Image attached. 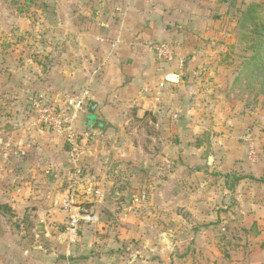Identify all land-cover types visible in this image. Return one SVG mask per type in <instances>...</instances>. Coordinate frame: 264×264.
Masks as SVG:
<instances>
[{"label": "crops", "instance_id": "1", "mask_svg": "<svg viewBox=\"0 0 264 264\" xmlns=\"http://www.w3.org/2000/svg\"><path fill=\"white\" fill-rule=\"evenodd\" d=\"M49 12L53 27L62 34L59 44L73 55L76 67L64 71L58 86L43 82L41 88L60 91L50 95L57 100L83 90H89L91 98L77 122L83 139L78 141L75 164L62 137L36 128L30 107H22L19 101L0 107L4 112L0 115V264H127L113 252L112 239L97 233L109 224L102 210L111 204L126 208L129 205L123 200L130 193L143 192L149 193L143 204L160 208L156 202L163 182L158 180L156 163L166 154L126 150L129 139L119 141L109 132L137 118L144 131L142 140L160 146L161 129L173 124L163 120L168 109L173 111L171 102H166L191 90L188 67L216 62L215 58H187L195 51L190 48L192 41L210 33L209 25L197 0H55ZM163 42L176 48L174 61L157 59L153 46ZM219 76L207 72L200 79L212 83ZM203 88L191 93L206 96L215 87L204 84ZM92 103L96 104L93 116ZM179 108L188 111L187 102ZM101 114L110 122L103 139L94 136L97 124L104 128ZM104 143L108 147L101 146ZM77 168L82 170L78 201L87 206L95 202L96 220L82 222L78 242L70 246L62 203L69 194L71 172ZM167 177L171 179L172 173ZM94 191L105 192V199ZM23 240L32 243L23 247ZM141 259L138 264H156Z\"/></svg>", "mask_w": 264, "mask_h": 264}, {"label": "rangeland", "instance_id": "2", "mask_svg": "<svg viewBox=\"0 0 264 264\" xmlns=\"http://www.w3.org/2000/svg\"><path fill=\"white\" fill-rule=\"evenodd\" d=\"M260 1L197 0L210 33L192 41L190 48L195 51L187 58H215L217 63L188 67L191 90L166 102H171L173 111L168 109L163 120L173 124L161 129L160 146L142 140L144 131L137 118L109 132L110 122L99 115L104 128L97 124L94 136L103 139L109 132L119 141L129 139L126 150L166 154L165 160L156 163L158 180L163 182L162 196L156 202L160 208L143 204L149 195L143 192L130 193L123 200L129 205L126 208L111 204L113 207L102 210L109 224L97 233L102 239H112L113 252L127 264H138L141 257L156 264H264V94L247 88L248 79L239 74L232 47L237 45L241 14ZM54 5L55 0H0V107L15 101L30 107L34 96L46 92L53 99L60 91L45 90L42 83L56 87L64 71L76 67L73 55L59 44L62 34L53 27L55 20L49 12ZM224 59L228 63L222 65ZM207 72L220 76L212 83L201 81ZM204 84L215 88L206 96L191 93L204 90ZM183 102L188 111L180 110ZM32 119L36 128L45 129L33 114ZM92 137H88L90 141ZM77 170L80 174L74 181ZM74 172L70 183L79 190L82 170ZM237 177L246 178L232 190L229 186ZM97 192L92 193L105 199V192ZM132 201H136L134 206ZM78 205L86 213L96 214L95 202ZM140 233L142 239L137 238ZM20 243L27 247L32 242Z\"/></svg>", "mask_w": 264, "mask_h": 264}, {"label": "built area", "instance_id": "3", "mask_svg": "<svg viewBox=\"0 0 264 264\" xmlns=\"http://www.w3.org/2000/svg\"><path fill=\"white\" fill-rule=\"evenodd\" d=\"M153 50L157 59L162 62H172L177 57L176 49L165 42L155 44ZM146 91L151 92V89L147 88ZM90 98V91L83 90L78 94L68 96L63 101L50 99L46 94H39L34 96L30 102V109L37 123L47 128L56 136L62 137L69 144L73 163L75 162V155L78 150V140L83 136L77 122L80 114L86 110ZM173 120H176V116H173ZM79 174V170L74 172V181L79 177ZM75 193L76 186L70 184L69 194L62 203V208L68 218L67 243L70 246L78 242L81 223L86 222L90 224L96 220L94 213H86L78 205L79 202ZM67 256H70V254L68 253ZM67 264H71V262L68 261Z\"/></svg>", "mask_w": 264, "mask_h": 264}, {"label": "trees", "instance_id": "4", "mask_svg": "<svg viewBox=\"0 0 264 264\" xmlns=\"http://www.w3.org/2000/svg\"><path fill=\"white\" fill-rule=\"evenodd\" d=\"M26 1L34 3L37 0ZM238 35L237 45L232 47L238 61L239 74L247 77V88L253 89V92L257 91L256 94H264V0L251 4L248 10L241 14L238 20ZM231 56L232 53L228 58ZM223 62L228 63L225 59L222 65ZM245 178H234L230 189L233 190L239 181Z\"/></svg>", "mask_w": 264, "mask_h": 264}, {"label": "water", "instance_id": "5", "mask_svg": "<svg viewBox=\"0 0 264 264\" xmlns=\"http://www.w3.org/2000/svg\"><path fill=\"white\" fill-rule=\"evenodd\" d=\"M95 107H96V104L92 103L91 106H90V110H89V113H90L91 116L94 115ZM172 242H173V240H170V243H172Z\"/></svg>", "mask_w": 264, "mask_h": 264}]
</instances>
